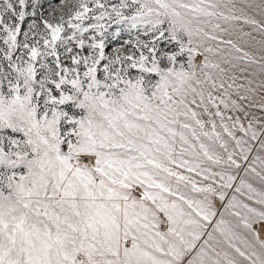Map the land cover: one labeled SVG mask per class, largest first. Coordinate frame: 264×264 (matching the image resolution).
I'll list each match as a JSON object with an SVG mask.
<instances>
[{"label": "snow or ice", "instance_id": "snow-or-ice-1", "mask_svg": "<svg viewBox=\"0 0 264 264\" xmlns=\"http://www.w3.org/2000/svg\"><path fill=\"white\" fill-rule=\"evenodd\" d=\"M0 264H264V0H0Z\"/></svg>", "mask_w": 264, "mask_h": 264}, {"label": "rangeland", "instance_id": "rangeland-1", "mask_svg": "<svg viewBox=\"0 0 264 264\" xmlns=\"http://www.w3.org/2000/svg\"><path fill=\"white\" fill-rule=\"evenodd\" d=\"M246 31H248L249 29H245ZM257 39H259V37H257Z\"/></svg>", "mask_w": 264, "mask_h": 264}]
</instances>
